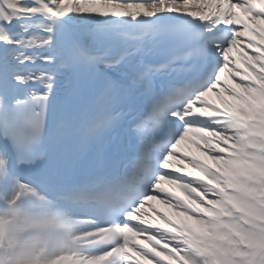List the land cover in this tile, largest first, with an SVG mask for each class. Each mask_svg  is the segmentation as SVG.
<instances>
[{
  "label": "snow or ice",
  "instance_id": "obj_1",
  "mask_svg": "<svg viewBox=\"0 0 264 264\" xmlns=\"http://www.w3.org/2000/svg\"><path fill=\"white\" fill-rule=\"evenodd\" d=\"M0 264H264V0H0Z\"/></svg>",
  "mask_w": 264,
  "mask_h": 264
},
{
  "label": "bare ground",
  "instance_id": "obj_2",
  "mask_svg": "<svg viewBox=\"0 0 264 264\" xmlns=\"http://www.w3.org/2000/svg\"><path fill=\"white\" fill-rule=\"evenodd\" d=\"M193 153H195V151H193ZM196 155H198V156H200V158H203L202 156H201V154H199V153H195ZM160 209V208H159ZM166 215H168L169 216V218H175V214L172 212V210L171 209H169V208H165V212H164Z\"/></svg>",
  "mask_w": 264,
  "mask_h": 264
}]
</instances>
